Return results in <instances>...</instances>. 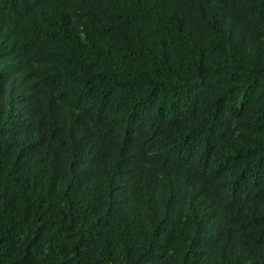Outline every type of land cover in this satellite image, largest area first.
Returning a JSON list of instances; mask_svg holds the SVG:
<instances>
[{
    "label": "trees",
    "instance_id": "obj_1",
    "mask_svg": "<svg viewBox=\"0 0 264 264\" xmlns=\"http://www.w3.org/2000/svg\"><path fill=\"white\" fill-rule=\"evenodd\" d=\"M0 264H264V0H0Z\"/></svg>",
    "mask_w": 264,
    "mask_h": 264
}]
</instances>
